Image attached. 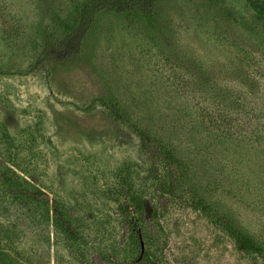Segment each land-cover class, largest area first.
<instances>
[{
	"label": "rangeland",
	"instance_id": "374dc122",
	"mask_svg": "<svg viewBox=\"0 0 264 264\" xmlns=\"http://www.w3.org/2000/svg\"><path fill=\"white\" fill-rule=\"evenodd\" d=\"M78 1L0 0V264H264V17L250 0H158L153 24L106 10L80 47L38 62ZM140 132L173 148L179 203L155 196ZM126 180L157 209L138 238ZM193 193L263 254L241 251Z\"/></svg>",
	"mask_w": 264,
	"mask_h": 264
},
{
	"label": "trees",
	"instance_id": "16d2710c",
	"mask_svg": "<svg viewBox=\"0 0 264 264\" xmlns=\"http://www.w3.org/2000/svg\"><path fill=\"white\" fill-rule=\"evenodd\" d=\"M157 2L158 0H79L73 12L65 18L56 20L55 28L63 29L65 37L59 39L57 38V31L54 29L50 30L44 46V54L38 62H41L45 56L53 55V53L61 54L59 57L62 58L75 45L80 47L83 39L87 37L89 30L94 24L96 16L102 11L140 13L149 23L153 24ZM250 4L258 15L264 17V0H250ZM63 52L65 54H62ZM138 136L142 138L141 150L145 159H147L145 162L148 164V172L151 175V187L155 192V196L159 198L167 197L169 202L179 203L180 198L182 199L179 193L182 192L184 178L182 176L183 170L178 159H176L173 148L158 138L156 144L150 143L149 140L145 139L147 138L145 132H140ZM126 184L129 187L126 188L125 192H120L119 195L124 197L123 200H120V208L122 216L128 223L134 237L138 238L142 234V228L139 226V223L143 220L142 214L146 215L145 213L151 211L145 195L136 192L128 180H126ZM16 191L20 201L36 204L37 206L43 204V208L49 206V201L44 199L45 193L40 190L18 186ZM191 196V207L200 212L215 228L231 238L241 251L251 255L263 254L262 246L254 238L229 220L205 197L198 193H193ZM156 211L157 209L155 208L154 212L149 213L148 216L150 215L151 218H154L157 215ZM63 220L67 222V219ZM68 225L67 229L76 235V232L71 229L73 226ZM79 240H81L80 237ZM77 255L79 259H85L87 251L80 247ZM144 255L147 258L149 256L153 258L152 254L146 253Z\"/></svg>",
	"mask_w": 264,
	"mask_h": 264
}]
</instances>
